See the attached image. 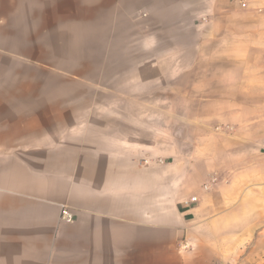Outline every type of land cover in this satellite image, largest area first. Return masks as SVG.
Listing matches in <instances>:
<instances>
[{
	"label": "crops",
	"instance_id": "1",
	"mask_svg": "<svg viewBox=\"0 0 264 264\" xmlns=\"http://www.w3.org/2000/svg\"><path fill=\"white\" fill-rule=\"evenodd\" d=\"M25 1L0 0V264H215L207 234L264 181V0H178L166 40L164 0H102L103 16L141 24L144 8L156 25L96 76L30 74L14 52Z\"/></svg>",
	"mask_w": 264,
	"mask_h": 264
},
{
	"label": "rangeland",
	"instance_id": "2",
	"mask_svg": "<svg viewBox=\"0 0 264 264\" xmlns=\"http://www.w3.org/2000/svg\"><path fill=\"white\" fill-rule=\"evenodd\" d=\"M25 2L28 6L27 14L15 17L14 52L29 60L30 74L45 72L82 75L88 72L94 76L102 71L110 72L111 69L118 68L117 65L111 64L117 60V47L124 46V53L127 52L125 58L130 62L134 60L132 51L140 44L142 36L149 34L156 23L159 34L165 40L166 37L172 36V29L168 31L165 22V14L171 9L166 7L181 14L183 3L178 0L158 1V16L154 18L156 23L153 20L150 23L149 16L144 17L149 11L143 8L140 24L132 23V18L103 16L105 10L102 9V0H93L92 9L85 8L84 2L77 0H46L45 16L37 15L38 1ZM19 3L22 5L23 1ZM190 3L193 4L192 10L200 9L197 2ZM168 19H181L190 23L192 13L183 18ZM112 46L114 47L111 48ZM140 56L142 54L138 52V57ZM14 68L15 72H25L24 66L15 65ZM46 84L47 87L58 84L65 87L64 80L48 77ZM85 87L78 86L81 89ZM196 99L159 95L152 98V102L156 100L162 108L166 105L181 108L184 105H196ZM204 99L208 102V99L212 98ZM160 114L165 117V113ZM224 163L223 170H230V163L223 161ZM231 164L235 168L236 162ZM220 216L221 223L216 226L215 234H207L204 242L208 246L216 245L214 263L264 264V181L248 186L240 194L235 207L223 209Z\"/></svg>",
	"mask_w": 264,
	"mask_h": 264
},
{
	"label": "built area",
	"instance_id": "3",
	"mask_svg": "<svg viewBox=\"0 0 264 264\" xmlns=\"http://www.w3.org/2000/svg\"><path fill=\"white\" fill-rule=\"evenodd\" d=\"M62 219L65 220L68 223H72L74 221V217L67 208H63L62 211Z\"/></svg>",
	"mask_w": 264,
	"mask_h": 264
}]
</instances>
